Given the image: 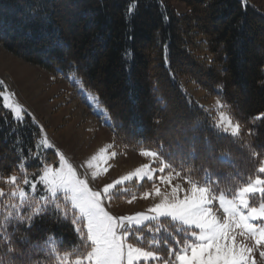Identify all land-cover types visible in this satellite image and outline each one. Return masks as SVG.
Listing matches in <instances>:
<instances>
[{
	"label": "trees",
	"instance_id": "obj_1",
	"mask_svg": "<svg viewBox=\"0 0 264 264\" xmlns=\"http://www.w3.org/2000/svg\"><path fill=\"white\" fill-rule=\"evenodd\" d=\"M174 2L184 4V12ZM0 46L56 79L73 74L97 96L117 142L163 153L181 176L201 183L207 178L215 193L231 196L259 174L264 8L251 0H0ZM182 80L218 97L240 124L237 135L215 127ZM3 104L0 96V188L8 192L5 180L16 174L35 204L41 186L33 192L23 177L38 180L42 162L57 164L59 153L38 146L48 139L31 114L21 124ZM21 157L27 158L23 168ZM6 198L0 197V223ZM13 201L21 202L18 196ZM20 211L32 216L31 226L13 219L7 229L13 251L0 241L4 264H60V255L74 258L87 250L80 247L68 203L61 202L56 214Z\"/></svg>",
	"mask_w": 264,
	"mask_h": 264
},
{
	"label": "snow or ice",
	"instance_id": "obj_2",
	"mask_svg": "<svg viewBox=\"0 0 264 264\" xmlns=\"http://www.w3.org/2000/svg\"><path fill=\"white\" fill-rule=\"evenodd\" d=\"M264 71V66L261 68ZM0 96L3 93L0 92ZM8 97L4 96L3 107L11 111L13 119L23 123L28 114L16 104L7 102ZM219 103V102H218ZM264 119V114L258 117ZM231 127L230 120L227 121ZM220 128L222 125H215ZM229 127H223L224 132ZM240 124L231 127V134L237 135ZM38 146L51 148L52 145L46 140H39ZM162 147V146H161ZM31 154V149H29ZM115 155L114 153L112 154ZM141 155L152 157L159 161V167L153 168L143 165L135 169L133 173L121 176L110 183L96 190L89 187L87 178H82L71 165L67 164L64 156L59 155V167L54 168L46 162H42V174L38 180H29L23 177V183L29 185L33 192L37 191V183L41 186L39 190V202L33 203L35 197L26 198L23 188L18 186L21 179L16 174L9 175L5 183L11 185L8 193L0 188V197H19V204L5 205L7 215L0 223V241L6 240L8 252H12V241L7 229L11 227L13 219L17 222L29 221L31 226L32 216H24L21 209L31 208L33 214L52 211L54 214L61 212V202H70L74 232L81 241L80 247L86 250L82 255L75 258L74 264H256L251 253L256 246L264 245V204L259 207L250 206L249 196L259 193L264 196V180L257 178L254 183H249L239 190L236 198H226L225 195L214 193L207 178L201 181H193L183 196L179 185L171 186L170 192H161L155 181L171 185L173 179L171 172L164 175L165 169L173 166L166 162L163 153L153 150H142ZM38 159V156L33 157ZM21 157L18 167L23 168ZM92 159H99L93 157ZM88 168L93 165L89 162ZM107 171V168H105ZM160 175L157 177L156 173ZM264 173V166L259 168ZM93 173V179L96 177ZM176 175H180L179 172ZM144 181L152 182V189L160 202L150 207L147 212L135 213L133 215L113 214L107 209L106 200L110 203L114 194L120 191L119 186L129 182ZM143 198L147 199L150 192H143ZM135 199V196L132 197ZM218 199V208H214L213 202ZM131 203V199L128 200ZM41 205H44L42 207ZM15 210V216L12 210ZM222 210L223 216L217 215ZM67 220L65 213L62 217ZM164 219L176 222L180 227L168 236L161 237L163 248L167 250V256L163 251L151 250V247L141 246L143 240L142 229L148 227L152 221ZM259 221L260 223H255ZM135 237V239H132ZM254 241L253 246H248L244 241L238 242L237 238ZM51 240V238H50ZM155 241L156 238L153 237ZM58 243H62L59 241ZM157 243H159L157 241ZM264 257V251L260 252ZM65 253L63 260H67ZM0 264H4L0 256ZM8 264H12L9 261ZM62 264V262H61Z\"/></svg>",
	"mask_w": 264,
	"mask_h": 264
},
{
	"label": "rangeland",
	"instance_id": "obj_3",
	"mask_svg": "<svg viewBox=\"0 0 264 264\" xmlns=\"http://www.w3.org/2000/svg\"><path fill=\"white\" fill-rule=\"evenodd\" d=\"M251 1L264 8V0ZM173 6L178 13L185 10L184 4L180 2H174ZM0 79L2 82L4 81L2 93L3 97H8L7 102L20 105L24 110L40 119V124L44 127L49 142L57 149L59 155L64 156L67 164L76 169L82 178L88 179L89 187L99 190L104 184L133 173L136 168L143 165H149L153 168L160 166L158 160L141 155V151L147 149L133 150L117 142L114 133L108 127L107 114L100 106L98 99L86 91L80 80L73 74H68L62 79H56L53 75L15 57L0 46ZM6 84L14 93L13 95L10 94ZM182 86L201 106L211 112L216 124L229 127L227 121L230 120L231 127L236 126L237 122L231 118L218 97L206 94L196 84L188 83L185 80H182ZM223 127L220 128L223 130ZM231 127L228 131L230 134ZM93 157L99 159L94 160ZM89 162L93 165L92 168L87 167ZM49 165L54 168L59 167V159L57 164ZM261 166H264V160L259 168ZM259 168V174L249 183H254L257 178L264 180V173L259 172ZM169 172L173 177L171 185L162 184L158 179L155 181L156 185L161 192H170L171 186L179 185L184 190L180 192V195L183 196L191 187L189 179L176 175L177 171L170 168L165 169L164 175ZM93 173L97 174L94 179ZM159 175L160 173L157 172L156 176ZM119 188L120 191L114 194L112 202L109 203L106 200L107 209L113 214L133 215L147 212L150 207L160 202V197H157L152 189V182L144 181L141 184L133 180L119 186ZM240 189L231 196L222 192L214 193L217 197L225 195L226 198L231 199L236 198ZM145 191L151 193L147 199H144L142 195ZM257 195L260 194L255 193L248 197L250 206L259 207L260 204H264V201L261 200L253 201ZM133 196L135 199H132ZM6 197L8 204L20 203L13 201V197L7 195ZM130 199L131 203L128 202ZM66 203L69 204L71 210L70 202ZM213 206L218 208V199L213 202ZM217 215L222 217V210L217 212ZM255 223L260 222L256 221ZM179 227L178 223L164 219L152 221L147 228L142 229L141 246L151 247V250L154 251H163L164 255L167 256V250L163 248L161 237L174 233ZM153 237L156 238L155 241ZM237 240L238 242L243 240L248 246L254 245V241L250 239L244 240L243 237H238ZM261 251H264V245L256 246L251 253L256 264H264V257L260 256ZM64 255L59 256L60 264L61 262L62 264H74L76 257H68L67 260H63ZM152 264H161V262H152Z\"/></svg>",
	"mask_w": 264,
	"mask_h": 264
}]
</instances>
